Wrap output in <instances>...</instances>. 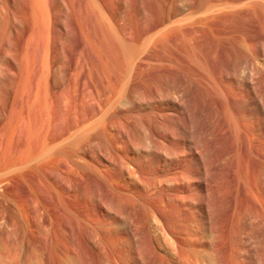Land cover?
<instances>
[{"label": "rangeland", "instance_id": "rangeland-1", "mask_svg": "<svg viewBox=\"0 0 264 264\" xmlns=\"http://www.w3.org/2000/svg\"><path fill=\"white\" fill-rule=\"evenodd\" d=\"M0 264H264V0H0Z\"/></svg>", "mask_w": 264, "mask_h": 264}, {"label": "bare ground", "instance_id": "bare-ground-1", "mask_svg": "<svg viewBox=\"0 0 264 264\" xmlns=\"http://www.w3.org/2000/svg\"><path fill=\"white\" fill-rule=\"evenodd\" d=\"M1 78H3V77H1Z\"/></svg>", "mask_w": 264, "mask_h": 264}]
</instances>
